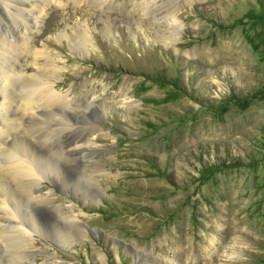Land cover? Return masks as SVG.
<instances>
[{"label":"rangeland","instance_id":"rangeland-1","mask_svg":"<svg viewBox=\"0 0 264 264\" xmlns=\"http://www.w3.org/2000/svg\"><path fill=\"white\" fill-rule=\"evenodd\" d=\"M40 1L16 66L82 106L43 143L77 172L30 190L24 211L42 231L29 238L8 230L24 226L0 191V264H264V0ZM5 12L0 39L26 18ZM30 112L16 132L27 142L44 127ZM75 223L70 244L52 238Z\"/></svg>","mask_w":264,"mask_h":264},{"label":"bare ground","instance_id":"bare-ground-1","mask_svg":"<svg viewBox=\"0 0 264 264\" xmlns=\"http://www.w3.org/2000/svg\"><path fill=\"white\" fill-rule=\"evenodd\" d=\"M11 2L12 0H0V9L6 11V15L10 17L12 15H24L26 18H20L22 28L13 32L8 31L6 37L0 39V191L4 193L1 202L4 206V213L8 218L7 220L10 222L16 220L19 225L24 226L23 228L8 227V230L11 232L17 231L23 239L29 238L31 233L42 231V228L37 225L39 222L32 220L29 214L24 211V208H27L29 200L31 198L33 200L36 199L34 195H30V190L34 186H38L39 181L45 177H52L51 180L55 179L60 183L61 169L72 172L77 169V163L62 158L60 150L54 152L47 151L45 149L46 145L44 146L43 143L48 142V138L50 140L53 133L59 134L60 131H63L57 127L71 129L72 126L69 124L71 121L66 116L70 117L75 113L79 114L82 106L77 104L64 107V103L69 100L68 95L56 91L54 84L50 83V80H47L42 73L27 75L19 71L16 64L18 60L28 55V49L30 48L26 33L28 31L30 32L33 23L34 25L37 24L35 19L42 15L40 7L44 4L41 1L39 3V0H37L36 2L38 3L34 8L27 9L24 3H19L21 6H12ZM26 14H31L30 22H28V15ZM169 14L172 22L180 25L171 16L170 12L165 15L168 17ZM170 33L171 35L176 34V27L171 28ZM69 38L71 39L72 37ZM85 38V35L77 32V39L72 38L70 41L74 48H78L80 45H85ZM15 91L19 92V104L15 102ZM31 107H38L40 111L44 112L37 114L35 110H31ZM54 107H64L68 112L66 111L64 112L65 115L63 113L58 119L56 118L54 127H51L52 124L50 123L51 125L48 126L47 121H45L47 118L45 119V117L47 116L46 113H50L53 116L58 114V111L51 110ZM83 109H88V106H83ZM93 110L94 112H92L96 118L95 109ZM29 111H31L29 114L31 121L34 122L33 119L39 122L41 121L44 123V127L39 126L36 130L38 134L35 132L37 135L32 136L29 142H27L25 139L19 137L16 132L19 127L21 128V121H18V118L21 120L22 116ZM80 114L82 117L87 116H85V112L83 111ZM34 125L36 124L34 123L31 126V131L35 128ZM8 139L9 141L4 146L5 141ZM77 139L78 135L71 136L72 145L80 151L87 152L95 148L92 147L93 143L91 139L87 138L81 145L77 144L81 142V140ZM87 148L89 150H86ZM72 152L75 153V151ZM92 152H87V154H92ZM87 197L84 195V198L87 199ZM18 211H21L20 216L17 214ZM74 226L73 233L67 229L61 230L54 233L52 238L61 244H70L72 242V234L76 236L83 231L76 223ZM10 239L9 246L11 249L15 248V245L11 244ZM5 264L9 263L6 262Z\"/></svg>","mask_w":264,"mask_h":264}]
</instances>
